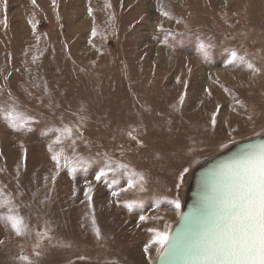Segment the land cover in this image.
Returning a JSON list of instances; mask_svg holds the SVG:
<instances>
[{"label":"rangeland","instance_id":"obj_1","mask_svg":"<svg viewBox=\"0 0 264 264\" xmlns=\"http://www.w3.org/2000/svg\"><path fill=\"white\" fill-rule=\"evenodd\" d=\"M262 134L264 0H0V190L29 229L0 222V264H149L195 163ZM106 157L143 191L113 197Z\"/></svg>","mask_w":264,"mask_h":264},{"label":"snow or ice","instance_id":"obj_2","mask_svg":"<svg viewBox=\"0 0 264 264\" xmlns=\"http://www.w3.org/2000/svg\"><path fill=\"white\" fill-rule=\"evenodd\" d=\"M91 14L92 10L89 8V15ZM162 15L167 16L169 13L164 12ZM92 34L96 35L95 28ZM204 50L205 45L200 44L199 51L204 54ZM231 58L245 62L249 69H253V65L246 62L244 57H238L235 50L231 52ZM215 116L216 114L213 113V124ZM8 119L12 127L25 123V118L19 112L9 111ZM57 131L61 135H71V129L68 127ZM129 135L131 136V133ZM59 141L60 136H57L56 142ZM49 151H52L51 146ZM52 159L59 168L58 156L54 154ZM106 159L108 163L104 169L97 172L96 179L99 180L108 173L116 172H122L126 177V185L113 191V197L133 189L143 191L145 177L142 173L130 169L129 165L113 162L110 157ZM76 163H87V161L79 157ZM66 164L72 167L67 161ZM187 171V168L183 169L179 176L182 178ZM176 187H180L179 183ZM90 193L91 189L86 187L85 196L89 208L92 207ZM133 202L125 203L130 207ZM172 203L179 209V200H174ZM0 207H7L9 212L8 215L0 213V222L10 224L17 236L28 234V225L18 213L12 214L15 212V205L10 198H5L2 190H0ZM178 216L181 223L174 233L169 231V225H165L163 232L150 229L153 236L145 245L144 251L147 254L149 246L155 245L156 260L149 258V264H264V142L242 147L210 175L205 174L201 178V193L193 208L187 215L178 213ZM139 219L143 221L147 217L141 215ZM92 225L99 239L101 233L94 217ZM42 235L47 236V232L37 233L38 237ZM39 246L38 240L35 247ZM36 254L39 255L38 252ZM20 259L28 260V257L21 256Z\"/></svg>","mask_w":264,"mask_h":264},{"label":"water","instance_id":"obj_3","mask_svg":"<svg viewBox=\"0 0 264 264\" xmlns=\"http://www.w3.org/2000/svg\"><path fill=\"white\" fill-rule=\"evenodd\" d=\"M264 142V134L238 141L232 144L227 149L215 155L199 159L190 174L189 182L184 192L183 202L180 214L187 215L193 208L194 203L197 201L198 196L201 193V178L205 174H211L220 164L229 160L234 156L242 147L246 145H254ZM180 216L174 226L171 228V232H175L180 226Z\"/></svg>","mask_w":264,"mask_h":264},{"label":"bare ground","instance_id":"obj_4","mask_svg":"<svg viewBox=\"0 0 264 264\" xmlns=\"http://www.w3.org/2000/svg\"><path fill=\"white\" fill-rule=\"evenodd\" d=\"M197 161V160H196ZM179 218V217H178ZM178 220V219H177Z\"/></svg>","mask_w":264,"mask_h":264}]
</instances>
